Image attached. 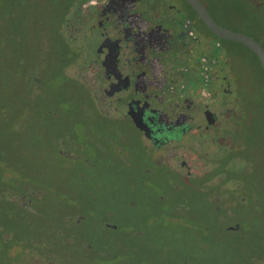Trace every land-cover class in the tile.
<instances>
[{
	"label": "rangeland",
	"instance_id": "obj_1",
	"mask_svg": "<svg viewBox=\"0 0 264 264\" xmlns=\"http://www.w3.org/2000/svg\"><path fill=\"white\" fill-rule=\"evenodd\" d=\"M167 1L178 5L177 0H147L156 6ZM201 1L220 24L264 42V10L261 7H248V0ZM45 2L19 1L22 10L15 9L12 13L16 11L15 22L19 26V34L16 35L21 39L14 42L6 39L7 30H11L12 20L8 14L12 7L8 6L7 0H0V13L3 15L0 19L3 22L0 46L4 50L7 51L10 46L13 53L26 49L29 43L21 31L28 28L30 34L26 32V39L33 38L38 20H42ZM34 5L38 10L33 9ZM137 5L142 6L143 3ZM92 29L95 28L85 24L79 31L93 32ZM206 41L200 52L205 55L221 52L231 64L226 63L230 75L226 84L234 91L231 110L235 121L232 122L237 126L233 129V143H237L239 138L241 141L243 138L255 141L250 146V152L244 151V154L246 152V156H251L254 165L251 162L248 165L257 169L262 178L264 78L259 63L248 49L239 44L221 42L219 47L214 48L212 42ZM52 43L55 45V40ZM91 45L80 46L79 59L90 55L94 47L93 43ZM1 55L0 51V109L10 111L4 113L9 117L7 122L13 130L8 133V144H5L1 137L7 134L1 131L4 121L0 116V152L5 155L3 164L6 167L13 162L20 167L17 173H7L6 185L7 189L18 188L19 182L14 183L11 177L19 178L20 175L21 183L25 185L24 190L19 189L14 196L4 192L18 204L17 198L25 197L30 203L28 209L35 213L41 225L43 223L49 230L59 229L61 237L57 251L51 250L52 253L63 249L68 255L65 261L71 263L75 261L82 243H87L94 249L93 252L103 251L105 254H111L115 244L120 243L127 251L131 248L134 256L144 258L142 264H177L183 256L213 257L218 243L230 241V236L224 234V228H220L221 224H228L229 219L221 220L210 210L204 196L198 195L194 189L177 183L178 193L172 192L170 184L176 182L174 176L156 168L161 160H165L170 167L182 173L202 172L208 166L211 152L218 145H231L229 138L220 134L211 139V134L219 133L220 127L204 132L200 140L193 139L197 132L187 133L181 139L183 144L180 147H175L170 141L161 149H153L152 154L156 156L152 159L157 160L154 163L148 159L150 154L145 141L126 117H120L122 120L113 126L111 121L115 122L114 117L109 121L101 116L106 113L123 116L124 112L113 110L116 102H105L98 92L95 99L93 95L90 99L83 93L82 86H75L72 80L64 82L58 79L46 83L47 102L49 99L53 102L51 107L44 102L22 98L19 93L25 85V67L15 68L13 61H9L7 66L8 61ZM166 64V69L171 68L170 74L178 73V77L170 79L166 89L191 97L199 81L196 63H187L188 72H179L172 60ZM132 66L127 65L128 68ZM218 67L214 66L215 73ZM13 69L14 73L11 72ZM69 69L73 70V67ZM221 76L218 75V78ZM220 83L223 84V80L217 82V87ZM181 85L185 88L181 89ZM217 87L215 97L221 95ZM150 101L154 105L151 97ZM49 109L53 110L55 117L49 116ZM242 119L248 120V127L239 128L241 124L238 122ZM224 125L221 123V126ZM180 162L185 167L180 166ZM143 166L150 169L149 172L144 173ZM246 171L251 172V167ZM180 203L181 207L178 206ZM77 211L86 217L80 224L73 218ZM64 239L70 244H65ZM46 242L44 240L42 248Z\"/></svg>",
	"mask_w": 264,
	"mask_h": 264
},
{
	"label": "trees",
	"instance_id": "obj_2",
	"mask_svg": "<svg viewBox=\"0 0 264 264\" xmlns=\"http://www.w3.org/2000/svg\"><path fill=\"white\" fill-rule=\"evenodd\" d=\"M7 1L8 6L12 7L8 14L12 22L7 18V21H10L11 30H7L8 38L6 39L17 42L21 37L16 35L19 34V26L15 22L17 19L16 11L13 13L12 11L15 9L22 10V5H19L20 0ZM84 1L46 0L43 6L42 20H38L37 32L33 38L26 39V32L27 35L30 34L28 28L21 31L23 38L29 43L26 49H19L20 52L13 53L11 46L7 48V51L0 46L1 58L8 61L7 66L10 65L9 61H13L15 68L25 67V85L19 93L23 96L22 98L34 99L37 103L44 102L51 107L53 102L51 99L47 102L46 95V83L51 79L64 82L72 80L76 84L75 86H82L83 93L90 99L92 95L95 99L96 93H100V91L92 89L87 78L86 68L91 60L90 55L79 59L80 46L74 40L71 30L81 17L80 13L75 14L76 9L81 8L80 5ZM33 9L38 10V7L34 5ZM2 16L0 13V19ZM4 17L7 16L4 15ZM2 31L3 22L0 21V39ZM53 40H55V45L52 43ZM254 58L258 63L255 56ZM227 64L231 65L229 62ZM223 66L224 63L221 61V68H226L225 73L223 71L219 73L222 75L219 80H223V84L220 83L217 87L221 95L215 97V93H217L215 91L209 104V114L214 117V121H217L218 124L211 126V130L220 127V132H213L211 139L220 134V136L228 137L231 145H218L217 149L211 152L207 168L197 174L177 171L160 158L161 164L156 168L168 171L174 176L173 180L176 182L170 184L171 189H173L172 192L178 193V184L184 188L194 189L198 195L204 196L210 210L217 214L221 220L229 219L230 222L221 224L220 228H224L223 231L227 237L230 236V241L227 243L233 241L236 243L233 246H228L227 243L221 241L217 244L213 257L192 258L183 256L181 261L176 262L177 264H264V177L261 178L257 169L248 165L250 162L254 165L251 156H246V152H250V146L255 141L244 138L241 141L239 138L237 143H233V129L237 126L235 122H232L235 121V114L231 110V95L234 94V91H231V86L228 83L226 84L230 75L227 65ZM69 67H73V70H70ZM259 68L264 78L260 65ZM229 70L231 71V68ZM11 72L14 73L15 69ZM5 111L10 113L6 108L0 109V116L4 121L1 131L7 135L1 138L5 144H8V133L13 129L8 125L9 117L5 115ZM48 114L51 118L55 117L52 109L48 110ZM101 116L109 121L111 120L109 118L114 117L115 122L111 121L113 126L122 120L120 117H125L118 114L109 116V113ZM109 121L107 122L109 123ZM221 123L225 125L221 126ZM238 124H241L238 125L239 128L248 127V120L242 119ZM3 141H1L2 144ZM148 149L150 155L147 156L150 160L156 155L152 154V148L148 147ZM244 151H246L245 154ZM239 154L242 156L240 157ZM4 160H6L5 155L0 152V264H142L145 261L144 258L134 256L131 248L128 251L125 250V247L120 243L115 244L111 254H105L103 251L101 253L93 252L94 249L90 248L89 245L87 246V243H82V248L75 255V261L71 263L65 261L68 255L63 249L52 253L51 250L57 251L56 246L59 243L61 232L59 229L49 230L43 223L41 225L40 220L35 217V213L28 209L30 203H27V206L24 205L26 207L24 208L6 196V193L14 196L19 189L23 191L25 185L21 183V175L19 178L12 176L11 179L14 183L19 182L18 188L7 189V173H17L20 167L14 162L6 167L3 164ZM153 161L155 163L157 160ZM163 162L164 165H162ZM248 167H251V172L246 171ZM142 169L144 173L150 170L146 166H143ZM181 205L182 203L178 204L179 207ZM75 213L73 218L76 219L77 224L86 220V217L81 216L79 211ZM109 229L113 228L109 226ZM44 240L47 242L46 246L42 248L41 245ZM64 240L65 244H70V241ZM201 246L206 249L205 245L201 244ZM202 253L207 254V252ZM125 257L127 259H124Z\"/></svg>",
	"mask_w": 264,
	"mask_h": 264
},
{
	"label": "flooded vegetation",
	"instance_id": "obj_3",
	"mask_svg": "<svg viewBox=\"0 0 264 264\" xmlns=\"http://www.w3.org/2000/svg\"><path fill=\"white\" fill-rule=\"evenodd\" d=\"M197 1L217 24L230 29L216 21L201 0ZM177 2L178 5L167 1L156 6L147 0H85L75 12L81 14L76 28H71L79 46L94 44L91 52L88 49L91 60L86 68L92 89L100 91L105 102H116L113 110L124 112L143 141V133L132 123L130 113L140 118L150 142L146 146L154 150L170 141L180 147L187 133L197 132L193 139L200 140L204 132L216 125L209 114V104L219 82L218 75L226 70L221 68V61L223 67L228 63L221 52L205 55L199 51L205 40L212 42L214 48L224 41L206 28L185 0ZM246 3L264 10V0ZM85 24L94 27L93 32L79 31ZM252 38L264 49L263 39ZM171 60L176 62L179 72H188V62L196 63L199 81L192 98L166 89L170 79L178 77V73L170 74V67L166 69ZM128 64L133 66L128 68ZM216 65L220 66L217 73ZM204 91L210 101H204ZM180 166L185 167L183 162ZM17 200L21 206H27L25 197Z\"/></svg>",
	"mask_w": 264,
	"mask_h": 264
},
{
	"label": "water",
	"instance_id": "obj_4",
	"mask_svg": "<svg viewBox=\"0 0 264 264\" xmlns=\"http://www.w3.org/2000/svg\"><path fill=\"white\" fill-rule=\"evenodd\" d=\"M191 8L195 11L201 21L204 23L206 28L216 35L217 37L239 43L249 49L256 57L262 71L264 74V49L260 46V44L254 40L252 37L245 35L240 32H235L230 29H227L219 24H217L211 16L208 14L206 9L197 1V0H185ZM130 118L132 123L136 128H138L143 133V140L146 145H150V142L147 141L146 129L142 125V121L140 118L136 117L132 113H130ZM209 122V120H208Z\"/></svg>",
	"mask_w": 264,
	"mask_h": 264
},
{
	"label": "built area",
	"instance_id": "obj_5",
	"mask_svg": "<svg viewBox=\"0 0 264 264\" xmlns=\"http://www.w3.org/2000/svg\"><path fill=\"white\" fill-rule=\"evenodd\" d=\"M203 97H204L203 99H204L205 102L206 101H210V98L208 97V93L206 91H204Z\"/></svg>",
	"mask_w": 264,
	"mask_h": 264
}]
</instances>
